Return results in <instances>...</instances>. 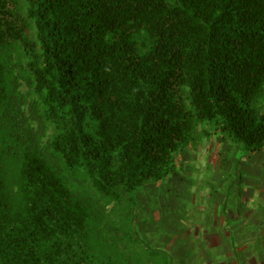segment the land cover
I'll return each mask as SVG.
<instances>
[{
	"label": "trees",
	"instance_id": "trees-1",
	"mask_svg": "<svg viewBox=\"0 0 264 264\" xmlns=\"http://www.w3.org/2000/svg\"><path fill=\"white\" fill-rule=\"evenodd\" d=\"M213 136L264 151V0H0V264H169L135 195Z\"/></svg>",
	"mask_w": 264,
	"mask_h": 264
},
{
	"label": "rangeland",
	"instance_id": "rangeland-1",
	"mask_svg": "<svg viewBox=\"0 0 264 264\" xmlns=\"http://www.w3.org/2000/svg\"><path fill=\"white\" fill-rule=\"evenodd\" d=\"M135 200L140 234L169 264L264 256V151L246 159L218 136L202 140L180 155L174 178Z\"/></svg>",
	"mask_w": 264,
	"mask_h": 264
},
{
	"label": "crops",
	"instance_id": "crops-1",
	"mask_svg": "<svg viewBox=\"0 0 264 264\" xmlns=\"http://www.w3.org/2000/svg\"><path fill=\"white\" fill-rule=\"evenodd\" d=\"M216 219V217H215ZM213 228H217L220 223V221L216 222L214 220ZM224 236L226 234L222 233ZM222 234H217L218 237L222 236ZM235 237H239L237 234H234ZM215 246V247H214ZM213 248H217V244L214 243ZM216 262H219V264H264V256H226L225 258H219V260H216Z\"/></svg>",
	"mask_w": 264,
	"mask_h": 264
}]
</instances>
